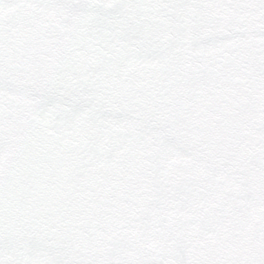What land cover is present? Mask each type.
Listing matches in <instances>:
<instances>
[{
    "label": "snow or ice",
    "instance_id": "6c2138e0",
    "mask_svg": "<svg viewBox=\"0 0 264 264\" xmlns=\"http://www.w3.org/2000/svg\"><path fill=\"white\" fill-rule=\"evenodd\" d=\"M0 264H264V0H0Z\"/></svg>",
    "mask_w": 264,
    "mask_h": 264
}]
</instances>
